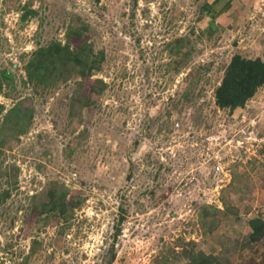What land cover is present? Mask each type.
Listing matches in <instances>:
<instances>
[{
  "label": "rangeland",
  "instance_id": "rangeland-1",
  "mask_svg": "<svg viewBox=\"0 0 264 264\" xmlns=\"http://www.w3.org/2000/svg\"><path fill=\"white\" fill-rule=\"evenodd\" d=\"M257 1L205 26L207 0H0V68L14 73L0 95V264H162L184 241L223 252L205 204L232 260L249 255L233 239L264 215V88L234 111L215 89L232 55L264 60ZM71 28L100 69L25 84L34 52ZM62 189L63 215L43 207Z\"/></svg>",
  "mask_w": 264,
  "mask_h": 264
},
{
  "label": "trees",
  "instance_id": "trees-1",
  "mask_svg": "<svg viewBox=\"0 0 264 264\" xmlns=\"http://www.w3.org/2000/svg\"><path fill=\"white\" fill-rule=\"evenodd\" d=\"M137 3V0H136ZM212 26V24H211ZM209 26V30L213 27ZM82 28H71L69 41L66 44L52 42L47 46L38 48L29 63L21 71V77L25 84L35 81L51 84L60 79H65L72 72H77L79 76L86 77L92 75L95 69H100L103 62V54L97 59V53L93 49V44L82 41ZM208 31V30H207ZM181 47V46H180ZM264 56V54H263ZM13 74L9 67L0 68V95L4 87L14 82ZM66 76V77H64ZM55 80V81H54ZM264 88V60L261 56L249 58L236 53L232 55L230 62L224 68V75L220 84L215 89L216 104L221 109L234 111L239 107H244L249 100ZM0 106V114L2 113ZM18 119L23 118L20 106L9 110ZM61 188V186L59 187ZM49 194L46 207L48 210H56L63 215L68 205L67 193L62 189L61 193L48 190ZM231 205H228V207ZM65 207V208H64ZM37 213V211L35 210ZM218 207L202 205L200 219L206 236L210 240L222 239V249L219 253L209 252L202 249L194 241H184L180 250L172 249L173 256L169 255L162 260V264H264V215L252 217L248 224L250 231L239 238L235 237L233 243L235 248L241 247L242 252H249L243 255L240 262L232 260L231 249L226 252V236L218 230L220 220ZM235 214L236 210H233ZM225 236V237H224ZM114 255L111 257V259ZM176 261V262H175Z\"/></svg>",
  "mask_w": 264,
  "mask_h": 264
},
{
  "label": "crops",
  "instance_id": "crops-1",
  "mask_svg": "<svg viewBox=\"0 0 264 264\" xmlns=\"http://www.w3.org/2000/svg\"><path fill=\"white\" fill-rule=\"evenodd\" d=\"M238 1L239 0H207L204 6V14L205 18L209 20V23H205V26H207L208 24L218 25L222 17L228 16L230 14L231 10ZM260 4L262 5V7L260 6ZM253 9L255 14L264 13V1H257L256 8L253 6Z\"/></svg>",
  "mask_w": 264,
  "mask_h": 264
},
{
  "label": "built area",
  "instance_id": "built-area-1",
  "mask_svg": "<svg viewBox=\"0 0 264 264\" xmlns=\"http://www.w3.org/2000/svg\"><path fill=\"white\" fill-rule=\"evenodd\" d=\"M263 1H264V0H263ZM262 15H264V13H262ZM215 169H216V171H218V172H223V171H224L223 167L221 166V163H218V164L216 165Z\"/></svg>",
  "mask_w": 264,
  "mask_h": 264
}]
</instances>
